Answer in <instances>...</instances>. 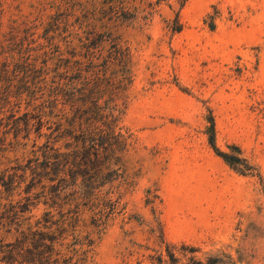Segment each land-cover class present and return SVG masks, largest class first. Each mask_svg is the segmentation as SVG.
I'll use <instances>...</instances> for the list:
<instances>
[{"label":"rangeland","instance_id":"1","mask_svg":"<svg viewBox=\"0 0 264 264\" xmlns=\"http://www.w3.org/2000/svg\"><path fill=\"white\" fill-rule=\"evenodd\" d=\"M13 27L64 56L98 57L115 45L130 55L121 101V125L131 135L125 173L104 187L100 214L83 208L56 231L59 264H163L166 246L182 262L227 254L236 264H264V0L182 7L176 0H0V66L15 51ZM25 107L0 108L1 172L29 158L33 140H45L36 127L28 140L15 129ZM210 114L216 146L237 145L248 167L216 155L206 133ZM21 197L10 201L24 203ZM68 201L61 195L50 208L37 201L27 222L48 209L70 214ZM3 235L0 244L14 241Z\"/></svg>","mask_w":264,"mask_h":264},{"label":"trees","instance_id":"2","mask_svg":"<svg viewBox=\"0 0 264 264\" xmlns=\"http://www.w3.org/2000/svg\"><path fill=\"white\" fill-rule=\"evenodd\" d=\"M176 2L182 7L186 0ZM174 20V31H179L181 24L177 17ZM19 32L25 34L23 28L11 30L15 51L0 66V108L21 110L25 102L23 114L27 117L15 129L22 128L25 132L21 138L28 140L32 127H36L45 140L40 146L37 139L33 140L29 158L0 171V232L14 236L12 242L1 238L0 264H59L62 259L55 246L62 244L63 238L56 231L65 221L78 220L83 208L100 214L104 187H113L125 173L124 158L131 135L121 125V101L131 81L130 55L127 49L115 45L98 57L84 52L64 56L59 50H44L47 44H38L29 30L26 37ZM54 35L45 36V42L51 44ZM31 114H36L35 121ZM207 119L208 142L216 155L235 169L248 167L237 145H229L230 151L216 146L214 118L210 114ZM43 128L48 131L42 132ZM14 137L19 143L18 134ZM14 195H22L24 203L10 201ZM61 195L69 197L70 214L57 217L48 209L33 224L27 222L30 216L25 213L37 201L50 208V202L55 203ZM181 249L197 250L194 246ZM166 255L167 259L160 258L159 262L224 264L226 258L236 264L227 254L222 258L209 255L205 260L190 256L182 262L169 246Z\"/></svg>","mask_w":264,"mask_h":264}]
</instances>
